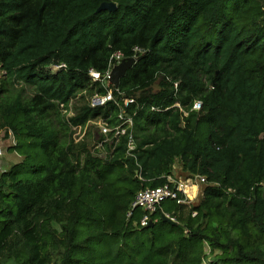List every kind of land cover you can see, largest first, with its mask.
Instances as JSON below:
<instances>
[{
  "label": "trees",
  "instance_id": "trees-1",
  "mask_svg": "<svg viewBox=\"0 0 264 264\" xmlns=\"http://www.w3.org/2000/svg\"><path fill=\"white\" fill-rule=\"evenodd\" d=\"M135 46L118 86L92 78ZM110 88L135 98L133 154L72 136L119 122L114 102L74 105ZM0 135L23 157L0 174V264H264V0H0ZM177 160L203 195L140 225L136 192Z\"/></svg>",
  "mask_w": 264,
  "mask_h": 264
},
{
  "label": "built area",
  "instance_id": "built-area-1",
  "mask_svg": "<svg viewBox=\"0 0 264 264\" xmlns=\"http://www.w3.org/2000/svg\"><path fill=\"white\" fill-rule=\"evenodd\" d=\"M146 50L142 49L138 46H135L133 48V55L129 57H134L137 60V57L139 54L144 53ZM127 56L124 55L122 51H116L114 52L109 60V66L107 71L104 73H101L99 71L92 70L91 76L94 80H102L106 85L110 84L109 77L110 72L116 64L120 63L123 58H126ZM60 66H65V64H61ZM175 86L178 85V82H175ZM114 102L116 103L119 108V123L110 126L108 123H106L103 120L100 121H93L94 123H98L100 126L101 132L104 134L105 139L103 141H109L112 133L113 136H127V148L128 152L130 154H133L132 150L136 147V139H135V133H134V117L133 114L129 113V111L126 109L127 106H129L132 102H135V98L133 97H124L122 98V103L120 101H116V98L114 97L113 89L110 88L105 95H99L94 94L89 99V104L93 107L96 106H102L107 104L108 102ZM145 104V103H143ZM175 105L180 106L179 103H176ZM202 106V102L200 100H196L193 103L192 109L199 110ZM151 110H157L159 107H156L155 105L150 106ZM182 109V108H181ZM66 110V109H65ZM185 115H187V112H184ZM12 137L15 143V138L13 136H9L8 138ZM137 175L139 178L143 179L141 175V169L137 170ZM175 175V176H174ZM168 181L162 185L158 186H146L139 189L134 199L131 203V208L128 212V216H131L134 209L140 208L144 211L143 215L140 218V225H148L150 223L151 219V213L155 212L159 207H161L162 202H164L167 199H175L179 203H193L194 199H196L200 194L203 192V188L201 189L200 186H203L206 182V177L201 174H195L191 175L186 178L177 177V174L174 172L167 176ZM190 185H196L198 187L197 193L195 196H191L189 192L186 189V184ZM197 211H193L192 215H196ZM174 219L173 217H171Z\"/></svg>",
  "mask_w": 264,
  "mask_h": 264
},
{
  "label": "rangeland",
  "instance_id": "rangeland-1",
  "mask_svg": "<svg viewBox=\"0 0 264 264\" xmlns=\"http://www.w3.org/2000/svg\"><path fill=\"white\" fill-rule=\"evenodd\" d=\"M154 88H157V85H154ZM88 96L89 95H85V97L80 98L79 102H77L78 98L73 99V101H75L74 105H82L84 102H86L87 99L90 98V96ZM63 112L66 114V116L73 115L75 112V108ZM98 121H100V119L97 120V122ZM72 136L76 142H86V146L96 153L98 152V150L96 149H100L101 153L99 154L105 152L101 144L102 135L98 123L91 122L80 128L78 127L76 129H73ZM12 144H14V140L12 139V137L8 138L5 136H0V174L8 170L13 164L18 163L23 159V157L18 155L16 152L9 150V147ZM174 173L177 174V177L181 176L183 179L186 178V175L183 174L180 170V162L178 160L174 167ZM200 188L202 189L203 186H200ZM201 196L202 195L200 194L196 199H194L193 203H197L200 200Z\"/></svg>",
  "mask_w": 264,
  "mask_h": 264
},
{
  "label": "water",
  "instance_id": "water-1",
  "mask_svg": "<svg viewBox=\"0 0 264 264\" xmlns=\"http://www.w3.org/2000/svg\"><path fill=\"white\" fill-rule=\"evenodd\" d=\"M101 9H109V10H115L116 4L114 2H104L101 4L99 10ZM137 60L134 57H126L121 60L120 63L116 64L111 72H110V83L114 84L115 86L119 85L120 79L122 76H124L129 68H131ZM164 220L171 222V223H177L174 219L169 217V215L164 214L163 215ZM152 223V220L150 221V226Z\"/></svg>",
  "mask_w": 264,
  "mask_h": 264
},
{
  "label": "clouds",
  "instance_id": "clouds-1",
  "mask_svg": "<svg viewBox=\"0 0 264 264\" xmlns=\"http://www.w3.org/2000/svg\"><path fill=\"white\" fill-rule=\"evenodd\" d=\"M127 57H129V56H127ZM114 67V66H113ZM110 81V80H109ZM178 82V81H177ZM110 84H112V83H110ZM106 85V84H105ZM114 85V84H113ZM107 86V85H106ZM178 86V85H177ZM176 86V87H177ZM94 95V94H93ZM90 99V98H89ZM89 102V101H88ZM112 102V101H111ZM177 103H179V102H177ZM176 104V103H175ZM180 104V103H179ZM106 105V104H105ZM102 106H104V105H102ZM175 106H177V105H175ZM181 106V105H180ZM177 107H179V106H177ZM193 107V106H192ZM180 108V107H179ZM182 108V109H181ZM180 109L181 110H183V107H181ZM151 109V108H150ZM72 110V109H71ZM64 111H69V110H64ZM184 112H187V111H185L184 110ZM187 114H188V112H187ZM184 115H185V113H184ZM70 116V115H69ZM68 117V116H67ZM133 117H134V115H133ZM118 118H119V115H118ZM102 120L101 118H97V119H94V120H89V122L88 123H91V122H93V121H97V120ZM104 121V120H103ZM106 123H108L109 124V122H106ZM119 123V122H118ZM118 123H116V124H118ZM116 124H114V125H116ZM110 126H114V125H111V124H109ZM80 128V127H82L81 125H75L74 127H73V129H76V128ZM133 128H134V125H133ZM101 135L104 137V139H105V136H104V134L101 132ZM110 135H112V133H110ZM0 136H5V135H0ZM5 137H7V136H5ZM15 138V137H14ZM103 142V141H102ZM101 142V143H102ZM15 144V143H14ZM14 144H12L11 146H13ZM10 146V147H11ZM9 147V148H10ZM15 152V151H14ZM17 153V152H16ZM18 154V153H17ZM19 155V154H18ZM176 164V163H175ZM174 167H175V165H174ZM180 170H181V166H180ZM173 172H174V170H173ZM181 172H182V170H181ZM183 173V172H182ZM201 195H203V192H202V194ZM168 215V214H167ZM170 217V216H169ZM175 220V219H174ZM149 225V224H148Z\"/></svg>",
  "mask_w": 264,
  "mask_h": 264
},
{
  "label": "bare ground",
  "instance_id": "bare-ground-1",
  "mask_svg": "<svg viewBox=\"0 0 264 264\" xmlns=\"http://www.w3.org/2000/svg\"><path fill=\"white\" fill-rule=\"evenodd\" d=\"M186 189H187V191L189 192V194L191 196H195L196 193H197L198 187L196 185H190V184L187 183L186 184Z\"/></svg>",
  "mask_w": 264,
  "mask_h": 264
}]
</instances>
